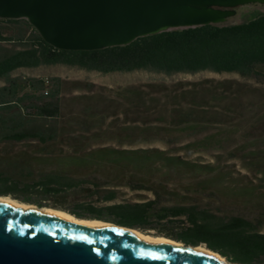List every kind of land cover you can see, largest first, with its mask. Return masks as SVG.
Listing matches in <instances>:
<instances>
[{
    "label": "trees",
    "instance_id": "obj_1",
    "mask_svg": "<svg viewBox=\"0 0 264 264\" xmlns=\"http://www.w3.org/2000/svg\"><path fill=\"white\" fill-rule=\"evenodd\" d=\"M53 65L102 74L210 71L259 78L264 76L259 72L264 66V13L240 24L174 29L91 51L57 49L27 19L0 18V196L185 246H205L232 263L264 264L262 184L234 179L219 164L197 163L177 154H210L229 143L230 128L203 135L216 120L203 110L216 102L225 104L218 116L229 113L233 92L241 94L243 89H234L231 81L172 88L145 83L120 86L112 91V99L96 92L101 88L92 82L13 76L22 68ZM67 89L88 94L68 98ZM112 101L133 106L138 116L121 125L106 124L117 116L109 112ZM106 125L119 128L110 132ZM184 135L194 139L169 148ZM153 142L168 148L140 146ZM258 142L264 143V136L252 144ZM242 148L250 165L264 166V149ZM175 179L182 180L181 188L189 193L209 191L238 200L251 213L217 212L171 189Z\"/></svg>",
    "mask_w": 264,
    "mask_h": 264
},
{
    "label": "water",
    "instance_id": "obj_2",
    "mask_svg": "<svg viewBox=\"0 0 264 264\" xmlns=\"http://www.w3.org/2000/svg\"><path fill=\"white\" fill-rule=\"evenodd\" d=\"M250 4L264 6V0H0V18L27 19L57 49L91 51L174 29L223 25ZM178 243L0 203V264H238L195 251L217 253L205 246Z\"/></svg>",
    "mask_w": 264,
    "mask_h": 264
},
{
    "label": "rangeland",
    "instance_id": "obj_3",
    "mask_svg": "<svg viewBox=\"0 0 264 264\" xmlns=\"http://www.w3.org/2000/svg\"><path fill=\"white\" fill-rule=\"evenodd\" d=\"M264 13V6L259 4H250L237 8V14L234 17H230L223 25H233L247 22L254 18L257 14ZM259 72L264 75V66L259 68ZM13 76L28 78H55L60 77L65 80H81L86 82L95 83L101 89L96 88L95 91L103 93L105 97L115 99L112 91L118 87H126L132 85H139L145 83H157L167 85L172 88L174 85L182 84L184 87H188L189 83H203L207 87L215 86V82L219 81H231V85L234 89H243L241 94L231 96V111L218 116L217 113H223L225 110V104L211 102L205 110L211 116L213 124L205 134L217 135L225 132L227 129H231V139L229 143L219 148L218 151L211 152L210 154L201 152H178L180 156L197 163L208 164L215 163L219 164L222 169L229 171L231 177L245 182H253V184H262V190L264 191V166L261 164H249V158L244 157L242 153V147L245 149L256 150L264 149V143L258 142L256 145L252 144L255 140L264 136V82L259 79H264V76H258L259 78H243L235 73H214L210 71H203L198 73H176L172 75H166L163 73H157L146 70H139L133 72H116L110 74H102L96 71H87L78 67H71L65 65H53V66H41L39 68H22L13 73ZM212 81H215L214 83ZM109 89V90H104ZM111 91V92H110ZM255 91V93H254ZM88 94L85 91H74L65 90L64 95L68 98L74 95ZM262 95V96H260ZM113 102V103H112ZM111 102L110 113L116 115L108 118L106 124L118 122L120 125L126 120H133L138 116V110L133 106H121L117 101ZM126 109V110H125ZM123 110L126 111L127 115L123 114ZM216 113V114H214ZM214 117V118H213ZM219 117V118H218ZM132 123V122H131ZM104 129H108L110 132H116L119 126H108ZM175 144H172L169 148L176 149L183 146L187 141H192V136L184 135L178 138ZM109 145H116L115 142L110 141ZM249 145V146H247ZM141 147H158L168 148L165 145L153 142L150 144L140 145ZM125 148H132L131 146H124ZM138 148V146L134 147ZM233 153L234 156L229 153ZM219 155V159L215 158ZM250 166L249 169L244 166ZM263 170V172H262ZM184 182L188 181L183 180ZM180 183L182 180L175 179L171 181L170 188L177 189L183 195H189L196 199L201 204L207 207H211L220 213H251V208H246L238 200H227L218 195H212L209 191L207 192H188L186 189L181 188ZM138 231V230H137ZM140 232V231H139ZM142 233V232H140ZM149 236H155L154 234H146ZM163 237V236H156Z\"/></svg>",
    "mask_w": 264,
    "mask_h": 264
},
{
    "label": "bare ground",
    "instance_id": "obj_4",
    "mask_svg": "<svg viewBox=\"0 0 264 264\" xmlns=\"http://www.w3.org/2000/svg\"><path fill=\"white\" fill-rule=\"evenodd\" d=\"M0 203L3 204H11L14 205L20 209L23 210H27V211H32V212H36L39 215H43L45 217H49V218H64V219H68V220H72V221H76L79 223H84V224H91L106 230H112V231H124V232H128L131 234L136 235L138 238L147 240L149 242H154V243H177L180 244L178 242H175L171 239H167L165 237H156V236H149V235H145L140 233L139 231L135 230V229H129V228H125V227H119L117 225H114L113 223H109V222H103V221H98V220H81L78 221L76 220L72 215H70L67 212L58 210V209H53V208H37L34 205L31 204H26V203H22L19 202L18 200L12 199L10 197H6V196H0ZM181 245V244H180ZM195 251L200 252L202 254H206V255H210V256H214L217 258H220L224 261H226L223 257H221L220 255H218L217 253H213L207 249H205L204 247H197L195 249ZM227 262V261H226Z\"/></svg>",
    "mask_w": 264,
    "mask_h": 264
}]
</instances>
